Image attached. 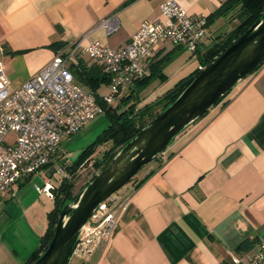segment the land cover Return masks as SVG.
Listing matches in <instances>:
<instances>
[{
  "label": "crops",
  "instance_id": "crops-1",
  "mask_svg": "<svg viewBox=\"0 0 264 264\" xmlns=\"http://www.w3.org/2000/svg\"><path fill=\"white\" fill-rule=\"evenodd\" d=\"M165 1L0 0V63L12 86L18 87L47 65L59 49L86 33L112 49L128 45L143 22L161 19L160 5ZM172 1L192 16L209 17L226 0ZM111 15H117L121 25L118 32L107 36L98 24ZM231 16L209 25L203 46L234 28L236 19ZM176 48L160 46L153 63ZM201 55L189 52L193 62L155 98L144 95L142 90L148 85H136L133 90L140 88L138 95L143 98L140 102L139 97L138 110L153 105L198 71ZM79 63V68H100L84 56ZM131 92H123L118 99ZM97 93L107 95L108 85H101ZM65 140L71 139L62 143ZM62 143L58 162L70 164L92 144L64 149ZM52 167L46 169L49 177ZM151 173L138 190L132 186L135 192L113 240L71 264H234L255 255L264 244V66L240 81L224 101L177 137L139 181ZM51 181L59 183L57 177ZM46 183L42 174H35L19 182L15 194L6 193L0 199V264H26L39 249L48 214L55 206L53 198L36 189ZM130 190L129 186L125 191Z\"/></svg>",
  "mask_w": 264,
  "mask_h": 264
},
{
  "label": "built area",
  "instance_id": "built-area-1",
  "mask_svg": "<svg viewBox=\"0 0 264 264\" xmlns=\"http://www.w3.org/2000/svg\"><path fill=\"white\" fill-rule=\"evenodd\" d=\"M161 19L143 22L130 43L112 49L86 33L59 49L54 58L34 77L13 87L0 63V199L15 194V186L35 174H42L47 183L37 191L53 198V190L63 179H73L59 161V148L65 138L81 132L90 122L105 114L95 94L77 82L74 69L81 57L98 64L109 78V93L100 99L112 106L127 90L151 74V65L160 46L171 44L193 56L202 49L209 28V17L192 16L177 2L167 0L160 5ZM120 19L111 15L98 27L107 36L120 29ZM204 66L199 70L203 71ZM52 167L53 173L46 174ZM59 183L53 184L51 178ZM134 188L119 191L104 201L82 230L75 252L88 256L98 246H107L116 233L121 215L128 210ZM264 264V244L245 262Z\"/></svg>",
  "mask_w": 264,
  "mask_h": 264
},
{
  "label": "water",
  "instance_id": "water-1",
  "mask_svg": "<svg viewBox=\"0 0 264 264\" xmlns=\"http://www.w3.org/2000/svg\"><path fill=\"white\" fill-rule=\"evenodd\" d=\"M215 42L203 46L210 50ZM264 61V19L195 78L84 187L61 212L52 241L34 264H69L80 234L98 207L161 157L188 127L210 111Z\"/></svg>",
  "mask_w": 264,
  "mask_h": 264
},
{
  "label": "trees",
  "instance_id": "trees-1",
  "mask_svg": "<svg viewBox=\"0 0 264 264\" xmlns=\"http://www.w3.org/2000/svg\"><path fill=\"white\" fill-rule=\"evenodd\" d=\"M230 14L232 15L231 17L236 19V25L229 33L217 38L215 40V45L210 50L200 51L202 52L200 57L202 66L207 67L210 65L251 27H253L260 20L264 19V0H226L213 15L209 16V25L213 24L217 19ZM175 51L176 50L174 49L167 56L153 63L151 65L150 76L137 82L136 85L146 87L154 79L158 77H164V65L172 58ZM263 66L264 61L251 75L259 71ZM201 72L202 71L198 70L186 79L180 81L174 89L169 91L162 99L153 105H148L143 109L138 110L137 107L140 103L138 92L140 88L137 90H131V94L123 98L117 107L109 106L101 101L100 96L97 93L101 85H109L110 83L109 78L103 73L102 69L96 66H91L90 68L80 66L79 69L74 70L76 79L95 94L97 101L105 109V116L109 121V126L102 132L95 142L83 150L71 167L68 169L66 168L67 171L76 175L81 167H84L93 159V156L101 146L111 144V148L106 151L100 159L95 160L93 164L97 171H103L110 165L116 155L134 137H136L141 130H143L159 113L167 109L177 100V98ZM227 96L228 94L216 105L224 101ZM208 112L200 117L197 121L205 117ZM151 175L152 173L149 174L145 179L136 182L135 189L138 190L142 185H144ZM95 177L96 176L86 183L82 189L86 187ZM52 192L55 206L54 209H52L48 214V228L41 239V245L39 249L34 252L26 264H34L46 251L53 239L62 210L77 198L78 193H75L74 177L71 180H61L59 186L55 187Z\"/></svg>",
  "mask_w": 264,
  "mask_h": 264
},
{
  "label": "rangeland",
  "instance_id": "rangeland-1",
  "mask_svg": "<svg viewBox=\"0 0 264 264\" xmlns=\"http://www.w3.org/2000/svg\"><path fill=\"white\" fill-rule=\"evenodd\" d=\"M168 45L172 46L171 44H168ZM193 60H194V58L189 57V52L186 49L179 48L178 50H176L174 52L172 58L169 61H167L164 65V68H163L164 77H158V78L154 79L145 88L146 90L145 89L142 90V91H144V95L146 97L151 96V98H155L157 95L160 94V91H162L163 88L166 89V88H168V86L172 85V83H174V80L177 77L175 75L185 65L186 66L190 65L191 62H193ZM140 96H141V94H139V97ZM121 100L118 99L112 106L117 107L121 103ZM141 100H143L142 96L140 98V102H141ZM108 125H109V121H108L107 117L105 116V114L101 115V116L97 117L96 119H94L92 121L91 125L84 132H82L80 135L71 137L70 138L71 140H65L62 143V146L64 149H67L66 147H68L70 145H72V146L75 145V148L83 149L84 147H86L87 145L92 143L99 134L101 135L102 131L105 128H107ZM110 148H111V144L101 146L98 149V151L95 153V155L93 156V159L89 163H87L84 167H81L76 175L69 172L71 175L74 176L75 193H79L80 190L82 189V187L86 183H88L94 176H96L97 174L100 173V171H97L94 168V166H93L94 161L97 159H100L104 155V153L106 151H108ZM68 150H69V148H68ZM154 162L155 161L151 162L141 172H139V174L128 185H126L124 188L119 190V193L122 194L125 192V190L129 186H130V188L132 186H134L136 184V182L139 181V178H141L143 176L144 171L149 170V166H151ZM60 165L66 167L68 169L69 167H71L72 164L67 162V160H64L63 162H60ZM79 257H80V254L75 252L71 258L70 264L72 262H75Z\"/></svg>",
  "mask_w": 264,
  "mask_h": 264
}]
</instances>
